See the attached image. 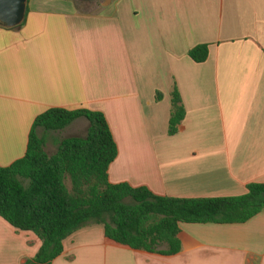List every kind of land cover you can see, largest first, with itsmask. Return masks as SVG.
I'll return each instance as SVG.
<instances>
[{
  "label": "crops",
  "instance_id": "0c3cea01",
  "mask_svg": "<svg viewBox=\"0 0 264 264\" xmlns=\"http://www.w3.org/2000/svg\"><path fill=\"white\" fill-rule=\"evenodd\" d=\"M81 1L28 0L20 28L0 27V166L25 157L40 115L89 110L104 114L118 146L112 184L180 199L264 184V0H86L89 10ZM201 45L209 56L196 63L189 53ZM175 87L186 118L170 136ZM89 128L81 117L39 134L54 154ZM180 229L181 252L165 256L89 226L52 264H264V213ZM41 246L0 217V264H25Z\"/></svg>",
  "mask_w": 264,
  "mask_h": 264
},
{
  "label": "trees",
  "instance_id": "16d2710c",
  "mask_svg": "<svg viewBox=\"0 0 264 264\" xmlns=\"http://www.w3.org/2000/svg\"><path fill=\"white\" fill-rule=\"evenodd\" d=\"M189 56L203 63L209 46H198ZM157 98L161 99L160 93ZM81 117L90 122L87 136L63 139L56 153L46 152V138L39 130L62 131ZM185 118L175 87L170 136L178 134ZM117 157L118 146L104 114L51 109L37 117L25 157L9 167L0 166V217L42 242L25 264H52L63 254L64 241L89 226H102L116 244L173 256L182 250L183 223L244 224L264 213V184H251L245 195L237 197H162L147 187L112 184L109 169Z\"/></svg>",
  "mask_w": 264,
  "mask_h": 264
},
{
  "label": "water",
  "instance_id": "95a60500",
  "mask_svg": "<svg viewBox=\"0 0 264 264\" xmlns=\"http://www.w3.org/2000/svg\"><path fill=\"white\" fill-rule=\"evenodd\" d=\"M28 0H0V27L20 28L26 19Z\"/></svg>",
  "mask_w": 264,
  "mask_h": 264
},
{
  "label": "rangeland",
  "instance_id": "374dc122",
  "mask_svg": "<svg viewBox=\"0 0 264 264\" xmlns=\"http://www.w3.org/2000/svg\"><path fill=\"white\" fill-rule=\"evenodd\" d=\"M85 1H86V0H82L81 3H80V4H81L80 6H82V7L85 8V9H86V8L88 9V7H89V6H88L89 3H88V2H85ZM101 2H102V0H101ZM90 4H91V3H90ZM88 10H89V9H88ZM86 11H87V10H86ZM88 12H89V11H88ZM57 136H58L59 139L62 138V135H61V134H58ZM25 184H26L27 187H29V185H30V181H27Z\"/></svg>",
  "mask_w": 264,
  "mask_h": 264
}]
</instances>
